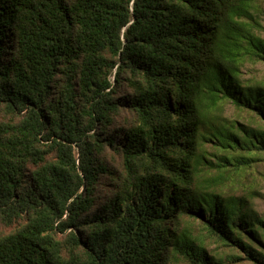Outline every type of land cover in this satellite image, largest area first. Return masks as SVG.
Masks as SVG:
<instances>
[{"label": "trees", "instance_id": "trees-1", "mask_svg": "<svg viewBox=\"0 0 264 264\" xmlns=\"http://www.w3.org/2000/svg\"><path fill=\"white\" fill-rule=\"evenodd\" d=\"M260 14L0 0V264H264Z\"/></svg>", "mask_w": 264, "mask_h": 264}, {"label": "rangeland", "instance_id": "rangeland-1", "mask_svg": "<svg viewBox=\"0 0 264 264\" xmlns=\"http://www.w3.org/2000/svg\"><path fill=\"white\" fill-rule=\"evenodd\" d=\"M257 20L259 22V35L264 39V14H260ZM242 78L247 82L264 84V64L261 62L247 61L242 68ZM226 114L229 118H237V114L232 105L227 106ZM241 185L242 187L243 185H256L259 194L255 196L254 207L261 216H264V159L260 163L255 164L253 170L239 177V184L237 183L236 186ZM9 231L0 229V234H5Z\"/></svg>", "mask_w": 264, "mask_h": 264}]
</instances>
